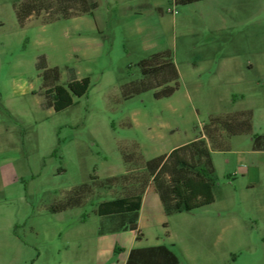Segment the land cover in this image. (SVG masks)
I'll use <instances>...</instances> for the list:
<instances>
[{
  "label": "rangeland",
  "instance_id": "rangeland-1",
  "mask_svg": "<svg viewBox=\"0 0 264 264\" xmlns=\"http://www.w3.org/2000/svg\"><path fill=\"white\" fill-rule=\"evenodd\" d=\"M14 1L0 0V264H118L133 233L121 245L100 237L109 223L96 210L122 190L79 199L75 189L122 175L124 149L149 161L202 135L211 117L246 111L251 135L211 150L214 203L142 230L141 244L166 246L177 264H264V151L251 140L264 135V0H96L93 17L24 27ZM165 50L176 92L125 99L139 62ZM40 60L64 88L88 77V92L47 107Z\"/></svg>",
  "mask_w": 264,
  "mask_h": 264
},
{
  "label": "trees",
  "instance_id": "trees-1",
  "mask_svg": "<svg viewBox=\"0 0 264 264\" xmlns=\"http://www.w3.org/2000/svg\"><path fill=\"white\" fill-rule=\"evenodd\" d=\"M173 1L178 5H189L205 0ZM13 8L19 26L24 27L30 18L50 23L59 19L93 16L97 3L94 0H16ZM138 66L140 79L122 86L125 99L150 90L154 91L156 99H162L172 96L178 89L180 76L170 50L151 54L140 61ZM38 70L44 81L47 102L56 112L70 107L74 97L84 96L90 88L89 78L73 81L67 88L58 85V69L47 68L43 60H40ZM237 114L239 115L211 117L200 138L144 163L146 182L150 181V188L158 194L166 216L189 213L214 203L215 167L211 150H223L227 138L241 134L251 135L252 132L251 112ZM252 148L254 151H264V135H252ZM104 182L101 184L104 185ZM92 185L76 189L75 197L81 199L82 194L91 191ZM140 202V196L110 201L100 206L99 213L114 215L119 212H137ZM158 249L166 255V261L160 264L178 263L172 251L165 247Z\"/></svg>",
  "mask_w": 264,
  "mask_h": 264
},
{
  "label": "crops",
  "instance_id": "crops-1",
  "mask_svg": "<svg viewBox=\"0 0 264 264\" xmlns=\"http://www.w3.org/2000/svg\"><path fill=\"white\" fill-rule=\"evenodd\" d=\"M94 1L97 3L96 0ZM97 7H98V3H97ZM81 17H84V16L75 17V18H81ZM163 18H164L163 12H160V19L163 20ZM30 19H33V18H30ZM70 19H74V18H70ZM149 54L151 55L154 53H149ZM85 78H88V77H85ZM80 80H73V81H80ZM44 94H45V89H44ZM45 99H46V96H45ZM47 101L48 100L46 99L47 107L53 108L48 104ZM198 138H200V136L195 137L194 139L188 142L175 146L172 149H170L168 153L163 154V155H167L173 149L179 146H182L184 144H187ZM255 152H262V151H255ZM123 153H124V164H126L125 165L126 170L122 175L112 176V177H108L104 179L103 181H107L106 184L104 182V185L101 184L100 180L95 179V180H92L88 184H83L78 187H82L85 185L91 186L93 184L92 187H97L96 192L97 190L105 191V188H107L106 192H108L109 190L110 191L114 190V189L122 190V195H120L119 197H113V199L111 200H104L100 202L96 210V214L100 218L107 220L109 223V226L106 229H104L103 227L100 229V237L110 235L112 237H115L116 239L115 244L121 245V244H124V238L120 235H122V233L127 232V231H130L133 233L131 236H129L127 249H124L125 252L121 256V258L118 260V264H160V263H163L166 261V255L164 254V252H162L158 248L159 247L167 248V247L164 245H160V244L155 245V246L142 245L141 244V241H142L141 232L144 229H148L150 227L158 226V225L159 226L163 225V227L165 228L167 225L165 221L169 216H166L164 214L163 207H162L158 194L150 188V185H149L150 181L146 182L147 174L144 170V163L146 161H143L141 159V156H139L135 150L133 152H128L127 150L124 149ZM145 182L146 184H144ZM85 194L87 193H84L80 196L81 199L84 198ZM135 196L141 197L140 207L137 212H128V213L119 212L114 215H105L103 212L99 213V208L104 203L115 201L118 199H130ZM85 202H86V199L84 200V203Z\"/></svg>",
  "mask_w": 264,
  "mask_h": 264
}]
</instances>
